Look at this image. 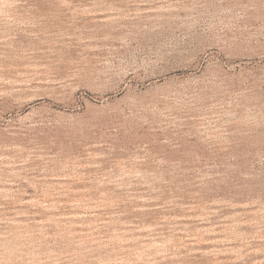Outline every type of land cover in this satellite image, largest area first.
Listing matches in <instances>:
<instances>
[{"label":"rangeland","instance_id":"1","mask_svg":"<svg viewBox=\"0 0 264 264\" xmlns=\"http://www.w3.org/2000/svg\"><path fill=\"white\" fill-rule=\"evenodd\" d=\"M0 264H264V0H0Z\"/></svg>","mask_w":264,"mask_h":264}]
</instances>
